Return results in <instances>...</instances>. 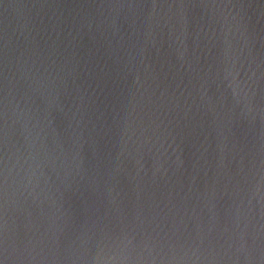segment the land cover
<instances>
[{
  "label": "water",
  "instance_id": "obj_1",
  "mask_svg": "<svg viewBox=\"0 0 264 264\" xmlns=\"http://www.w3.org/2000/svg\"><path fill=\"white\" fill-rule=\"evenodd\" d=\"M0 264H264V0H0Z\"/></svg>",
  "mask_w": 264,
  "mask_h": 264
}]
</instances>
